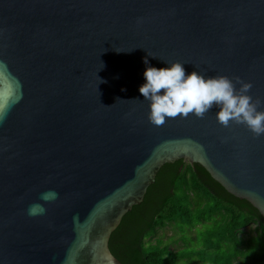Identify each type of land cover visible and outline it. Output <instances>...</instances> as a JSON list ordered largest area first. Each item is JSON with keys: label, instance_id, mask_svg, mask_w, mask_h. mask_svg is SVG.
Segmentation results:
<instances>
[{"label": "water", "instance_id": "95a60500", "mask_svg": "<svg viewBox=\"0 0 264 264\" xmlns=\"http://www.w3.org/2000/svg\"><path fill=\"white\" fill-rule=\"evenodd\" d=\"M145 58L250 82L264 110V0H0V264H123L112 232L180 159L264 218V135L215 107L150 123Z\"/></svg>", "mask_w": 264, "mask_h": 264}, {"label": "trees", "instance_id": "16d2710c", "mask_svg": "<svg viewBox=\"0 0 264 264\" xmlns=\"http://www.w3.org/2000/svg\"><path fill=\"white\" fill-rule=\"evenodd\" d=\"M167 223L183 243L175 251L172 238H152ZM252 223L254 234L240 235ZM109 248L123 264H264V218L199 163L180 159L160 168L143 201L112 232Z\"/></svg>", "mask_w": 264, "mask_h": 264}, {"label": "clouds", "instance_id": "9594fccd", "mask_svg": "<svg viewBox=\"0 0 264 264\" xmlns=\"http://www.w3.org/2000/svg\"><path fill=\"white\" fill-rule=\"evenodd\" d=\"M143 71L144 83L138 91L149 102L148 120L161 126L168 118L194 115L203 118L213 107L218 123L227 127L231 122L245 125L256 136L264 135V110H259V100L254 101L249 91L250 82L239 81V89L233 81L223 75L205 76L198 71H185L180 62H164L165 66L155 67L149 64ZM10 85L0 76V116L6 113ZM57 197L54 191L41 194V199L50 201ZM44 207L33 204L29 215L43 214Z\"/></svg>", "mask_w": 264, "mask_h": 264}, {"label": "rangeland", "instance_id": "374dc122", "mask_svg": "<svg viewBox=\"0 0 264 264\" xmlns=\"http://www.w3.org/2000/svg\"><path fill=\"white\" fill-rule=\"evenodd\" d=\"M254 225L250 224L248 227H246L244 230H241L240 235L247 237L251 234H254ZM190 234H193V230L189 231ZM178 229L172 224L167 223L166 225L162 227H158L156 230V233L153 235V241L155 238L161 237L163 239H173V242L170 244V249L175 251L183 246L182 241H178ZM151 238V239H152ZM194 264H200L199 261H196Z\"/></svg>", "mask_w": 264, "mask_h": 264}, {"label": "snow or ice", "instance_id": "6c2138e0", "mask_svg": "<svg viewBox=\"0 0 264 264\" xmlns=\"http://www.w3.org/2000/svg\"><path fill=\"white\" fill-rule=\"evenodd\" d=\"M0 106H2V105H0Z\"/></svg>", "mask_w": 264, "mask_h": 264}]
</instances>
